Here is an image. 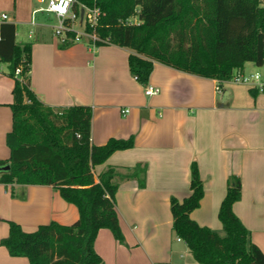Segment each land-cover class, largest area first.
I'll use <instances>...</instances> for the list:
<instances>
[{
  "label": "crops",
  "instance_id": "obj_1",
  "mask_svg": "<svg viewBox=\"0 0 264 264\" xmlns=\"http://www.w3.org/2000/svg\"><path fill=\"white\" fill-rule=\"evenodd\" d=\"M36 7L34 0H0V23L15 25L19 46L31 44L30 89L37 99L52 108L89 107L94 146L109 139L134 141L131 149L114 152L93 168L96 182L114 169L115 210L124 239L119 243L109 230H99L94 250L103 263L196 264L172 232L169 205L171 197L182 201L189 195L192 162L204 194L191 220L221 236L218 210L228 182L237 177L241 197L232 211L264 255V94L154 63L147 85L158 92L146 96L129 73V49L91 50L86 43L63 48L49 19L31 24ZM19 26L26 31L20 41ZM248 64L236 72L246 73ZM13 87L0 63V161L10 155L6 136ZM123 109L129 112L124 115ZM77 219V208L51 186L0 184V240L8 235V222L30 233L40 225L69 226ZM0 264L28 261L0 246Z\"/></svg>",
  "mask_w": 264,
  "mask_h": 264
},
{
  "label": "trees",
  "instance_id": "obj_2",
  "mask_svg": "<svg viewBox=\"0 0 264 264\" xmlns=\"http://www.w3.org/2000/svg\"><path fill=\"white\" fill-rule=\"evenodd\" d=\"M77 1L100 10L96 26L87 28L99 39L95 46L129 49V73L143 87L148 86L154 63L216 80L219 86L246 63L264 66L260 0ZM0 63L14 80L11 131L6 136L10 155L0 161V167L9 165V170L0 172V184L51 186L78 211L72 225L51 222L30 233L8 222V235L0 246L28 264H104L94 250L99 230H109L119 243L124 239L115 210L114 169L101 173L96 182L93 168L114 152L131 149L133 138L94 146L89 107L52 108L41 103L30 89L31 44L19 46L16 27L7 22L0 23ZM189 191L182 201L171 197L169 205L172 232L196 264H264L263 253L232 211L241 197L239 178L228 182L218 210L224 236L190 218L204 194L195 162L190 166Z\"/></svg>",
  "mask_w": 264,
  "mask_h": 264
},
{
  "label": "built area",
  "instance_id": "obj_3",
  "mask_svg": "<svg viewBox=\"0 0 264 264\" xmlns=\"http://www.w3.org/2000/svg\"><path fill=\"white\" fill-rule=\"evenodd\" d=\"M38 4L33 11V15L38 13L46 16H52L54 22L51 23V30L53 38L58 41L60 45L85 43L91 50H95V42L99 41L94 33L87 31V28H94L100 16V10L97 7H87L79 3L77 0H35ZM6 16L1 15V20H5ZM135 23V22H134ZM36 25V21L31 23ZM32 32L29 33V37ZM19 70H16L18 74ZM232 84L247 85L259 93L264 94V83L260 81L259 74L246 75L236 72L228 81ZM158 92L156 88L145 87L144 93L146 96L155 95ZM128 109H123L122 114H127Z\"/></svg>",
  "mask_w": 264,
  "mask_h": 264
},
{
  "label": "rangeland",
  "instance_id": "obj_4",
  "mask_svg": "<svg viewBox=\"0 0 264 264\" xmlns=\"http://www.w3.org/2000/svg\"><path fill=\"white\" fill-rule=\"evenodd\" d=\"M34 3H35V5L38 7V4L35 2V0H34ZM260 3H261V5L264 7V0H260ZM44 18H47V19H49L50 20V22L49 23H53L54 22V20H53V17L52 16H46V15H44V14H40V13H38L37 15H36V22H40V21H42V19H44ZM132 22H134V19L132 20ZM19 41L20 40H23V39H25V37H26V31H25V28H23V27H20L19 26ZM84 44H85V41L83 42ZM4 67H6V65L5 64H3V63H1ZM246 73H244V74H246V75H248V76H250V75H254V74H259V76H260V81L261 82H263L264 83V66H262V67H256V66H254L253 64H248L247 65V67H246ZM237 85V84H236ZM238 87H240V89L241 90H243L244 88H247V86L246 85H238ZM174 236V235H173ZM221 236H224V232H221ZM181 245V244H180ZM183 245V244H182Z\"/></svg>",
  "mask_w": 264,
  "mask_h": 264
},
{
  "label": "water",
  "instance_id": "obj_5",
  "mask_svg": "<svg viewBox=\"0 0 264 264\" xmlns=\"http://www.w3.org/2000/svg\"><path fill=\"white\" fill-rule=\"evenodd\" d=\"M9 170V165L1 166L0 167V172L2 171H8Z\"/></svg>",
  "mask_w": 264,
  "mask_h": 264
}]
</instances>
